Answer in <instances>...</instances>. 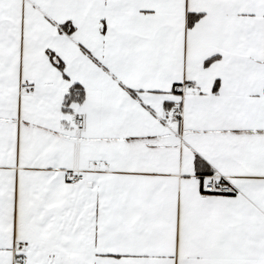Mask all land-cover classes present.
Listing matches in <instances>:
<instances>
[{
  "label": "snow or ice",
  "instance_id": "obj_1",
  "mask_svg": "<svg viewBox=\"0 0 264 264\" xmlns=\"http://www.w3.org/2000/svg\"><path fill=\"white\" fill-rule=\"evenodd\" d=\"M0 264H264V0H0Z\"/></svg>",
  "mask_w": 264,
  "mask_h": 264
}]
</instances>
